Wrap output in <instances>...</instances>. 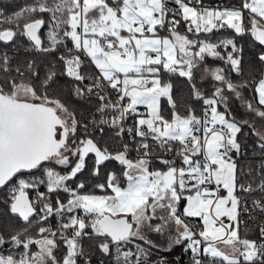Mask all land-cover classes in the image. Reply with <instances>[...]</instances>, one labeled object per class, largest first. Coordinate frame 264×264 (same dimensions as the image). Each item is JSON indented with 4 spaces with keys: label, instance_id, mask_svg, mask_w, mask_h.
Masks as SVG:
<instances>
[{
    "label": "snow or ice",
    "instance_id": "1",
    "mask_svg": "<svg viewBox=\"0 0 264 264\" xmlns=\"http://www.w3.org/2000/svg\"><path fill=\"white\" fill-rule=\"evenodd\" d=\"M185 255L264 264V0L0 6V264Z\"/></svg>",
    "mask_w": 264,
    "mask_h": 264
},
{
    "label": "trees",
    "instance_id": "2",
    "mask_svg": "<svg viewBox=\"0 0 264 264\" xmlns=\"http://www.w3.org/2000/svg\"><path fill=\"white\" fill-rule=\"evenodd\" d=\"M25 3V0H0V6L4 7L7 12H11L13 10H16L19 6ZM20 56L25 55V53L21 50L19 52ZM176 87L177 90L179 91L183 87V82L182 81H177L176 82ZM163 107L165 110H167V104L166 102L163 103ZM85 245L87 246V241H85ZM181 249H176L174 250L170 255H169V260L172 261L174 260L177 256H180Z\"/></svg>",
    "mask_w": 264,
    "mask_h": 264
},
{
    "label": "built area",
    "instance_id": "3",
    "mask_svg": "<svg viewBox=\"0 0 264 264\" xmlns=\"http://www.w3.org/2000/svg\"><path fill=\"white\" fill-rule=\"evenodd\" d=\"M181 253V252H180ZM181 255V254H180ZM183 261H184V264H187V261H188V257L185 255L184 257H183Z\"/></svg>",
    "mask_w": 264,
    "mask_h": 264
}]
</instances>
